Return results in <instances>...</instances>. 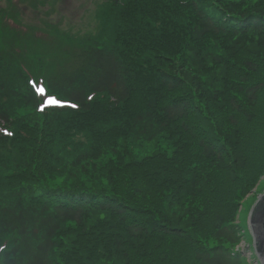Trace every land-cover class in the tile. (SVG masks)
I'll return each instance as SVG.
<instances>
[{"label": "trees", "instance_id": "obj_1", "mask_svg": "<svg viewBox=\"0 0 264 264\" xmlns=\"http://www.w3.org/2000/svg\"><path fill=\"white\" fill-rule=\"evenodd\" d=\"M113 5L116 14L108 18L111 29L106 36L109 45L79 50L71 56L69 63L56 68L42 80L49 93L63 97H59L63 103L76 105L75 110L69 107L49 108V111L43 109L37 113L35 109L39 108V100L30 90L25 93L10 91L0 80V95L10 93L16 104L15 115L0 110L3 128L11 127V121L25 110L21 118L24 134L19 130L7 144L3 143L5 150L10 148L7 152L24 153L41 145L43 160L39 164L42 168L62 166L72 171L79 167L92 174L99 173L101 168L96 176L87 174L88 177L81 179L88 183L89 188L67 185L40 187V184H35L36 191L21 187L12 204L0 206V264H58L57 240L63 228L69 225L104 233L109 238L108 242H103L93 234L85 235L81 242L83 251L77 254L78 264H151V245L158 237L168 241L170 236L182 237L191 233L204 243L202 220H212L215 226L209 234L211 244L191 252L193 262L244 264L224 246L237 244L232 230L236 204L241 195L252 188L254 181L250 179L256 180L264 173V106L260 119L249 121L248 138L244 134L228 138L225 131L214 126L206 100L209 98L215 109H222L220 114L226 118L222 125L230 129H234L236 123L230 124L229 118H234L241 110L235 97L247 103L255 101L261 86L247 76L264 69V0H113ZM189 11L195 17L189 14L195 21L191 31L193 38L199 41L213 36L208 44L189 45V50L170 48V44H166L144 53L142 58L148 57L151 62L146 69L141 68L138 75L147 73L151 78L159 72L163 89L161 95L146 99L137 88L141 83L127 73L128 58L125 54L132 55L129 47L136 41V31L127 30L124 24L130 17L134 22L141 17L142 25L150 28H141L146 32L153 28L150 22L156 13L175 17ZM112 17L121 19L116 29L112 28ZM171 52L178 53V57L170 56ZM158 58L167 60V71L154 68L158 66ZM171 58L172 68L169 65ZM179 64L190 66L194 73L182 69L181 81L174 72ZM197 86L202 91L201 96L197 93ZM89 94L92 95L90 99L87 97ZM93 94L109 97L107 103L110 106L106 107V101L101 105L116 120L129 110L127 101L139 104L140 95L141 105L133 117V124L136 126L145 120L150 125H140L142 132L148 135L146 142L152 143L143 150V158L130 159L125 164L110 163L116 169L110 175L114 183L122 184L125 180L122 189L102 177L110 167L106 162L108 145L103 138L97 142L89 139L83 150L76 149L72 142L75 133L89 134L94 127V133L99 132L92 119V115L99 111ZM164 104L166 106L162 107ZM121 107L123 111L117 113ZM190 108L193 114L189 121L199 112L197 119L202 129L197 124L191 126L197 130L200 139L190 138L193 142L189 147L174 140L153 143V138L160 136L166 127L172 128L173 124L187 118ZM192 128L189 133L193 135ZM238 138L242 141V151L236 146ZM245 145L250 148L249 153L244 150ZM185 150L189 155L188 162L179 157ZM60 153L72 160H54ZM238 155L236 166L234 157ZM175 161H180V165ZM128 174L138 177L137 187L131 191L134 181L127 177ZM253 175L258 176L254 178ZM128 194L137 196L153 211L168 201L181 205L186 211L183 216L186 232L182 227L152 218L149 211L128 199ZM78 196L91 201L82 203ZM96 213L99 221L91 218ZM2 236L14 237V248L2 250ZM166 252L175 264H187V257L184 258L180 252L170 249Z\"/></svg>", "mask_w": 264, "mask_h": 264}, {"label": "rangeland", "instance_id": "obj_2", "mask_svg": "<svg viewBox=\"0 0 264 264\" xmlns=\"http://www.w3.org/2000/svg\"><path fill=\"white\" fill-rule=\"evenodd\" d=\"M230 1V0H229ZM241 2L245 0H240ZM202 5V3L200 4ZM180 6H183L180 4ZM189 10V9H188ZM116 14L113 0H0V80L3 87H7L10 91L25 93L29 90L32 94L44 93L49 98H55L59 101H64L58 97L57 94L49 93L42 80L53 70L63 67L69 63L71 56L79 50H88L93 48H105L109 45V39L106 36L110 33L111 16ZM193 14L189 11L175 17L162 15L156 13V16L151 20L153 28L150 31L143 32V30L150 29L147 25L143 26L141 17H138L137 22H134L131 17L127 19L124 27L136 31V41L129 47L127 73L131 78L141 84L138 89L143 93L146 99H154L157 95H161L162 84L158 78L159 72L153 74L151 78L147 73L139 76L141 68L146 69L151 59L142 58L144 53L154 51L155 47H164L170 44V48H179L189 50V45L204 46L209 43L213 35L207 36L202 40H195L191 35V31L195 26V21L190 18ZM161 17V18H160ZM112 28L116 29L120 25V17H112ZM127 30L125 35L127 34ZM249 52V51H248ZM170 56L178 57V53L171 52ZM170 67H173L170 59ZM158 66H154L158 71H167V60L161 58L156 59ZM175 67V74L182 80L181 70L184 69L188 73H194L190 66L181 65ZM192 65V64H191ZM254 75V76H253ZM194 85L195 82L186 75ZM252 81H257L261 90L257 93L254 102H243L238 100L241 110L233 117L229 118L230 124L236 123L234 129L226 128L222 125V120H226L221 113V108H214L210 103L209 98L206 102L208 105V113L213 119L214 126L219 130L226 132L228 138L234 136L246 135L248 138V124L249 121L259 120L260 111L264 106V69L258 73H251L247 76ZM196 86V85H195ZM41 90H43L41 92ZM197 93L201 96L202 91L199 86L196 87ZM9 95V96H8ZM0 95V110L9 111L10 114L15 115L16 104L10 97V93ZM172 95V94H171ZM93 94V98L97 101L99 111L92 115L95 125L99 127V132H95V127L89 134L79 132L75 133L73 137V144L76 149L83 150L87 141L94 142L105 141L108 145L107 164L110 166L106 173L102 174L103 179L116 185L118 189L124 188L125 180L122 184L114 183V179L110 176L116 169L110 164L116 161L118 163H127L132 160H139L144 157L143 150L149 148L152 143L146 142L148 135L144 134L140 125L150 126L145 120L141 124L135 126L133 124V117L140 108L141 96H138V103L134 101H127L126 106L129 110L123 112L121 118L118 120L110 117L103 109L101 102L106 101V107L109 97L99 96ZM88 99L92 97L87 95ZM196 105H199L195 101ZM37 106V105H36ZM164 104L162 107H165ZM56 107V105H55ZM50 107L45 109L49 111ZM73 110L76 107H72ZM55 110V108L53 109ZM189 112V116L185 119L179 120L177 124H173L172 128L166 127L160 136L153 138V143H167L168 140H174L184 147L192 145L193 140H198L197 130L191 125L197 124L200 129L201 125L197 119V115L191 118L193 112ZM38 113V110L35 109ZM123 111L119 108L116 112ZM25 110L15 120H10L12 126L2 128L0 124V206H9L18 194V189L24 187L29 191L35 190L40 184L42 186H57L67 185L75 187L89 188L88 183L82 182L81 179L91 176H96L100 173L92 174L89 170H81L79 167L68 170L65 167L51 166L42 168L39 164L42 161V146L36 145L32 151L25 150L24 153H16L5 150L3 143H8L13 139L14 133L21 130L22 120ZM45 113V112H43ZM253 119V120H251ZM194 130L193 135L189 133L190 129ZM143 134H140L139 131ZM23 135L24 132L21 130ZM264 135V130H263ZM192 138L193 140H190ZM154 145H152L153 147ZM236 146L242 151V141L237 139ZM151 147V148H152ZM244 150H250L248 145H245ZM120 153H125L120 155ZM249 153V152H248ZM188 153L183 151L179 157L182 161L188 162ZM53 158V156H52ZM238 157H234L236 166H238ZM62 162L72 160L60 153L53 158ZM175 164L180 165V161H175ZM215 163H213L214 166ZM245 165V163H243ZM31 174V179H29ZM259 175V174H258ZM258 175H253L256 177ZM130 180L134 182L131 184L129 191L137 187L138 180L132 175H127ZM251 177V178H252ZM141 178H143L141 176ZM254 181L250 191L241 195V199L237 202L232 219V230L236 234L237 244L234 247L224 246L228 252L238 256L244 264H260L253 253V238L249 225V219L257 200L264 194V173ZM38 190V189H37ZM36 191V190H35ZM80 202L90 203L91 199L85 196H78ZM128 199L132 200L136 206L141 207L150 212L152 218L165 224L176 225L182 227L186 232V226L183 223V216L186 214L184 208L174 201H168L166 204H161L156 207V211L151 208L137 196L128 194ZM125 200V199H124ZM98 213L91 216L96 218ZM214 219V218H212ZM110 220V218H109ZM195 224V223H193ZM215 224L212 220H202L201 227L204 234V243H201L194 234L186 233L182 237H168L156 238L151 245L152 257L151 264H175L173 258L166 252L170 249L174 252H180L184 258L187 257V264H195L191 259V252L200 248L202 245H210L209 234L214 228ZM100 238L103 242H108L109 238L104 233H96L93 230L88 231L84 229L75 228L73 225L65 226L60 233L57 240L59 249L56 252L58 264H78L77 254L83 251L82 240L85 235H92ZM15 238L12 236L1 237V247L4 251H9L14 248Z\"/></svg>", "mask_w": 264, "mask_h": 264}, {"label": "water", "instance_id": "obj_3", "mask_svg": "<svg viewBox=\"0 0 264 264\" xmlns=\"http://www.w3.org/2000/svg\"><path fill=\"white\" fill-rule=\"evenodd\" d=\"M249 225L253 238L254 256L260 264H264V194L257 200L252 210Z\"/></svg>", "mask_w": 264, "mask_h": 264}, {"label": "snow or ice", "instance_id": "obj_4", "mask_svg": "<svg viewBox=\"0 0 264 264\" xmlns=\"http://www.w3.org/2000/svg\"><path fill=\"white\" fill-rule=\"evenodd\" d=\"M43 90H41L42 92ZM48 104H53V105H59L61 102L56 100L55 98H49L47 101ZM71 107H76V105H71Z\"/></svg>", "mask_w": 264, "mask_h": 264}]
</instances>
